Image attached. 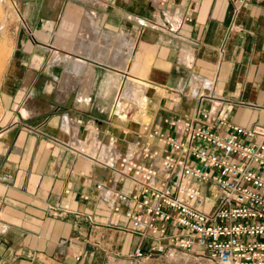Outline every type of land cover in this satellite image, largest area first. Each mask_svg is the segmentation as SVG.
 <instances>
[{"label": "crops", "instance_id": "0c3cea01", "mask_svg": "<svg viewBox=\"0 0 264 264\" xmlns=\"http://www.w3.org/2000/svg\"><path fill=\"white\" fill-rule=\"evenodd\" d=\"M13 3L21 28L0 81V264H126L139 239L95 185L135 187L96 163L101 148L94 158L81 144L96 132L119 149L140 138L162 151L147 134L168 135L165 120L198 103L231 125L264 124V5ZM127 75L143 83L137 120L112 110Z\"/></svg>", "mask_w": 264, "mask_h": 264}, {"label": "built area", "instance_id": "2783aa9c", "mask_svg": "<svg viewBox=\"0 0 264 264\" xmlns=\"http://www.w3.org/2000/svg\"><path fill=\"white\" fill-rule=\"evenodd\" d=\"M246 1L235 0L237 7ZM165 122L168 135L146 136L156 137L162 151L140 138L119 149L111 135L96 145L106 153L96 163L135 187L95 185L111 215L128 222L139 239L126 264L172 258L175 251L198 264H264V124L231 125L200 103Z\"/></svg>", "mask_w": 264, "mask_h": 264}, {"label": "rangeland", "instance_id": "374dc122", "mask_svg": "<svg viewBox=\"0 0 264 264\" xmlns=\"http://www.w3.org/2000/svg\"><path fill=\"white\" fill-rule=\"evenodd\" d=\"M15 6L13 0H0V81L2 75L7 71V63L10 58V53L12 51L13 45L15 43L16 37L19 35L20 31V21L15 12ZM131 75L134 77H141V74L137 72H131ZM133 77V78H134ZM127 79V78H126ZM137 80V79H136ZM123 89H119L117 93V100L122 96ZM120 96V97H119ZM142 100V95L139 96L137 100V107L135 111L129 110L127 118L129 120H137L139 116V106ZM112 110H115L114 108ZM116 111V110H115ZM132 113V114H131ZM96 132H94L95 135ZM88 136L87 141L84 144H81V148L89 153L95 147L96 141L95 136ZM146 264H198L197 261L187 260V256L183 255L180 251H175L172 258H165L164 256H157L149 258L146 260Z\"/></svg>", "mask_w": 264, "mask_h": 264}, {"label": "bare ground", "instance_id": "6f19581e", "mask_svg": "<svg viewBox=\"0 0 264 264\" xmlns=\"http://www.w3.org/2000/svg\"><path fill=\"white\" fill-rule=\"evenodd\" d=\"M130 76V75H129ZM127 75V86L123 89L122 96L119 100H117L116 105L114 109L119 114L120 119H127V116H129L127 113L129 110L132 111V107L136 105L137 100L139 99V96L142 94V85L143 83L141 80H136L133 77H129ZM132 114V113H131ZM97 144V141H96ZM91 157L95 158V154L92 152H89Z\"/></svg>", "mask_w": 264, "mask_h": 264}]
</instances>
